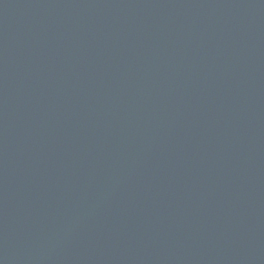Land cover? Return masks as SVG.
<instances>
[{"label":"water","instance_id":"95a60500","mask_svg":"<svg viewBox=\"0 0 264 264\" xmlns=\"http://www.w3.org/2000/svg\"><path fill=\"white\" fill-rule=\"evenodd\" d=\"M0 264H264V0H0Z\"/></svg>","mask_w":264,"mask_h":264}]
</instances>
